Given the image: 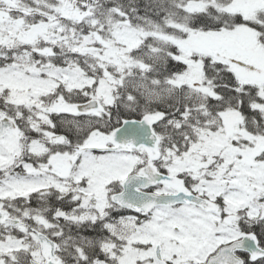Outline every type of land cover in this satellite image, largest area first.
Here are the masks:
<instances>
[{
    "label": "snow or ice",
    "instance_id": "6c2138e0",
    "mask_svg": "<svg viewBox=\"0 0 264 264\" xmlns=\"http://www.w3.org/2000/svg\"><path fill=\"white\" fill-rule=\"evenodd\" d=\"M0 264H264V0H0Z\"/></svg>",
    "mask_w": 264,
    "mask_h": 264
}]
</instances>
